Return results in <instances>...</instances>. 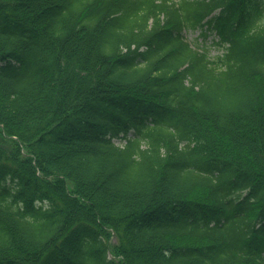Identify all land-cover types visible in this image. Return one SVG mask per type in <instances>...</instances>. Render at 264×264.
Listing matches in <instances>:
<instances>
[{
  "label": "trees",
  "instance_id": "1",
  "mask_svg": "<svg viewBox=\"0 0 264 264\" xmlns=\"http://www.w3.org/2000/svg\"><path fill=\"white\" fill-rule=\"evenodd\" d=\"M0 264H264V0H0Z\"/></svg>",
  "mask_w": 264,
  "mask_h": 264
},
{
  "label": "rangeland",
  "instance_id": "2",
  "mask_svg": "<svg viewBox=\"0 0 264 264\" xmlns=\"http://www.w3.org/2000/svg\"><path fill=\"white\" fill-rule=\"evenodd\" d=\"M184 35H185V38H187L191 43H196V44H199L200 47L204 46L205 48H207L210 56H214V55L222 52L221 48H219L215 44L212 45L210 43L209 38H207L205 40L203 37L201 38L198 34V30L186 31L184 33ZM210 37H211V35H210Z\"/></svg>",
  "mask_w": 264,
  "mask_h": 264
}]
</instances>
